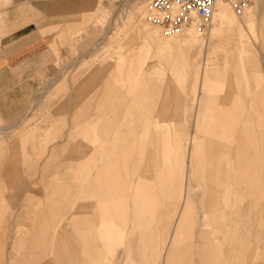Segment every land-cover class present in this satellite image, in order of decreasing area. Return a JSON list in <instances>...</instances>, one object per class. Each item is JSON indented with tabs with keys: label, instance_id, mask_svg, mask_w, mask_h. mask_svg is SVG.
I'll list each match as a JSON object with an SVG mask.
<instances>
[{
	"label": "rangeland",
	"instance_id": "obj_1",
	"mask_svg": "<svg viewBox=\"0 0 264 264\" xmlns=\"http://www.w3.org/2000/svg\"><path fill=\"white\" fill-rule=\"evenodd\" d=\"M29 1L33 7L27 10L40 16L46 30L44 36L28 42V35L36 29L33 23L6 35L2 33L4 26H0V42L5 37L8 48L15 42L23 47L16 56L7 60L13 69L8 75L7 106L4 109L1 104L0 112L6 118L18 114L11 120L0 122V128H14L10 134L0 138V152L8 142L25 138L32 128L35 132L31 149L33 165L51 150L63 158L67 148L59 141L62 122L54 120L64 117L70 121L73 113L86 101L87 152L88 155L102 154L105 160L101 169L98 167L100 163H97V168L87 163L88 174L92 170L105 173L113 166L118 169L119 177L111 179L120 185L126 183L128 163L125 157L134 153L135 194L128 195L125 191L118 198L120 202L134 203L136 213L139 207L150 206L153 234L158 233L162 209L167 213L163 222L166 221L164 230L168 235L175 208L181 200L188 152L197 148L202 150L215 133L223 136L222 131L206 129L212 123L209 121L211 114L207 111L213 110L220 100L215 96L218 94L214 92L217 89L215 83L205 81L207 67H225L240 84V91L245 89L246 80L256 91H264V29H261L264 0H251L241 10L228 3V12L238 21V30L225 32L221 38L209 39L208 30L216 24L214 16L207 24L194 19L167 31L161 24L150 20L153 12L149 7L151 0L146 1L142 11L138 9L139 0H75L71 2L74 9L47 7L53 1L71 0ZM102 7L107 9L102 17H91ZM21 18L20 15L15 21ZM66 26H73L72 30L58 38V30ZM52 39H56L53 49L49 47ZM213 40L216 41L214 46ZM212 46L214 51L208 52ZM45 52L47 55L43 56ZM29 92L32 95L29 99L34 101L28 107L20 105L22 95ZM253 116L255 122L252 127L257 144L252 155L264 173V146L259 134L264 132V125L256 122L257 116L264 118V108H259L257 115ZM69 126H73L71 121ZM128 140L133 144L127 146ZM110 154H118L121 161H109ZM72 162L75 167L80 164L77 159ZM27 173L31 176L32 169ZM49 173L43 174L34 195L25 199L26 209L58 198L50 186L46 187L52 176ZM21 175L25 189L28 176ZM1 183L2 179L0 191L3 188ZM249 188L254 190L255 185ZM6 191L7 188L4 195ZM19 208L12 206L7 215ZM224 210L227 212L225 224L230 229L227 232L223 229L225 256L227 261L235 262L232 255L242 250L241 240H255L254 237L249 238L247 231L258 235L261 227L254 222L257 214L251 206L237 205L236 208L229 205ZM247 213L253 220L251 228L247 225ZM55 218L59 220L60 216ZM14 254L8 264L33 260L20 251ZM47 257L63 258L61 248H57L54 255L49 252ZM257 260L258 257L253 259V264ZM44 261L40 259V264H47ZM151 264H159L156 255L152 257Z\"/></svg>",
	"mask_w": 264,
	"mask_h": 264
},
{
	"label": "crops",
	"instance_id": "obj_2",
	"mask_svg": "<svg viewBox=\"0 0 264 264\" xmlns=\"http://www.w3.org/2000/svg\"><path fill=\"white\" fill-rule=\"evenodd\" d=\"M72 1L75 0L53 1L47 7L74 9ZM31 7L33 5L29 0H0V26H4L2 33L6 35L33 23L36 29L28 35V42L44 36V24L40 16L28 12L27 8ZM75 10L79 11L78 8ZM105 10L107 11L103 7L97 9L91 17L99 19ZM20 15L23 18L15 21ZM72 27L60 28L57 37L69 33ZM212 29L213 27L209 28L207 39L212 38ZM55 42L56 39L49 41L51 49ZM211 43L216 44V41ZM222 44L224 45L223 40ZM7 45L4 37L0 42V105L4 109L7 106L8 75L10 69H13L7 60L23 49L21 43H12L14 46L11 48ZM213 46L209 47L208 52L214 51ZM46 55L47 52L43 56ZM246 73L243 74L245 77ZM205 81L215 83L217 89L214 92L218 93L215 96L220 99L213 110L207 111L211 114L209 121L212 123L206 129L222 131L223 136L215 133L203 145L202 150L191 149L188 152L181 200L175 208L168 235L164 230L166 221L163 222L167 213L162 212V209L159 213L161 221L158 224V233L153 234L151 225L154 223L151 222L150 206L143 205L136 213L134 203L120 202L118 198L125 191L128 195L135 194L134 153H128L125 157L128 163L126 183L120 185L118 181L111 179L119 177L118 169L113 166L105 173L92 170L88 174L87 163L90 162L93 168H97V163H100L98 167L101 169V163L105 160L102 154L97 156L96 152L88 155V107L84 101L70 117L73 126H69V119L64 117L54 120L57 123L62 122L63 130L59 141L67 148L63 158L57 157L55 151L51 150L44 159L35 161L33 165L31 149L35 132L32 128L29 135L19 138L18 142H8L0 152V179L3 187L0 191V264H8L9 258L15 257L16 251L33 258L31 262L23 264H40V259L43 262L46 260L47 264H52L53 260L54 264H151L155 255L159 258V264H253L256 257L258 260L254 264H264V173L262 166L258 165L252 155L257 144L252 127L255 122L253 115H257L259 108H264V91H256L249 86L247 80L245 89L240 91V84L225 67H207ZM29 91L32 92L31 89ZM30 92L22 95L20 105L28 107L34 101L29 99L32 96ZM12 118H6L0 112V122ZM256 122L264 125V118L257 116ZM180 128L183 129V126ZM13 130L12 127L0 128V138ZM259 134L264 146V132L260 131ZM131 144L132 141L128 140L127 146ZM1 145L0 140V148ZM262 150L264 153L263 147ZM109 157V161H121L118 154H110ZM73 159L80 161V164L75 167ZM31 169L32 175L28 176L27 172ZM46 171H50L49 175H52L46 187L50 186L58 194V198L53 202L47 200L42 205L35 204L31 209H26L25 199L28 195H34ZM21 173L28 176L25 189V180ZM251 185H255L254 190L249 188ZM15 205L20 208L7 215L8 210ZM229 205L236 208L237 205L251 206L257 214L254 222L261 227L258 235L256 232L247 231L249 238L254 237L255 240H241L242 250L232 255L235 262L227 261L225 256L223 229L226 232L230 229L225 224L224 217H227V212L224 209ZM56 215L60 216L59 220L55 218ZM245 217L251 228L253 220L248 213ZM238 222L242 223L241 220ZM57 248H61L63 258L47 257L49 252L54 255Z\"/></svg>",
	"mask_w": 264,
	"mask_h": 264
},
{
	"label": "built area",
	"instance_id": "obj_3",
	"mask_svg": "<svg viewBox=\"0 0 264 264\" xmlns=\"http://www.w3.org/2000/svg\"><path fill=\"white\" fill-rule=\"evenodd\" d=\"M218 0H152L151 6L160 14L155 18L165 30L175 29L192 18L207 22L212 17L215 2ZM235 6L250 3L251 0H225ZM176 9L175 12L172 10Z\"/></svg>",
	"mask_w": 264,
	"mask_h": 264
},
{
	"label": "bare ground",
	"instance_id": "obj_4",
	"mask_svg": "<svg viewBox=\"0 0 264 264\" xmlns=\"http://www.w3.org/2000/svg\"><path fill=\"white\" fill-rule=\"evenodd\" d=\"M146 1L147 0H139V3H138V9L140 10V11H142V9L144 10V7L146 6ZM152 1V0H151ZM230 4L231 6H233V7H236L235 5H233L232 3H230V2H227V1H225V0H218V1H216L215 2V4H214V8H213V13H212V17L210 18V20H208L207 22H203L202 20H200V19H198V18H192L191 20H189L188 22H190V21H192V20H199L200 22H203V23H205V24H207V23H209L212 19H213V16H214V18H215V21H216V24H215V26L213 27V29H212V32H211V36L213 37V38H221L222 36H223V34L225 33V32H229V31H232V32H234L233 30L234 29H236L237 28V30H238V21L236 20V18L234 19V18H232V15L230 14V12H228V9H227V4ZM150 5H149V7H150V9L153 11L152 12V14H151V16H150V20H152L153 22H155V23H157L156 22V20H154L155 18H158V17H160V14L151 6V3H149ZM248 4V3H247ZM244 5H246V4H244ZM243 5H238V7L240 8V10H241V7H242ZM244 7V6H243ZM136 9V8H135ZM173 12H175L176 11V9H173L172 10ZM187 23V22H186ZM158 24V23H157ZM261 29L263 30L264 29V22H262L261 23ZM170 30H172V29H167V31H170ZM194 36V35H193ZM153 37V36H152ZM197 37H199V36H197ZM202 42V41H201ZM205 86V85H204ZM203 86V87H204ZM199 93V92H198ZM196 100H198V99H196ZM138 101V100H137ZM134 102H136V101H134ZM197 103V102H196ZM135 104V103H134ZM182 104V103H181ZM195 107H197V106H195ZM194 112V111H193ZM193 112H192V114H193ZM193 116V115H192ZM180 118V117H179ZM188 118V117H187ZM186 119V118H185ZM195 119V118H194ZM193 119V120H194ZM187 120V119H186ZM192 122V121H191ZM240 123V122H239ZM242 123V122H241ZM190 124V123H189ZM199 124V123H198ZM245 124V123H244ZM193 125V124H192ZM191 125V126H192ZM190 126V125H189ZM190 126V127H191ZM239 126V125H238ZM176 127V126H175ZM245 127V126H244ZM243 127V128H244ZM246 133V132H245ZM250 133H251V131L249 132V135H250ZM161 134V133H160ZM238 134V133H237ZM162 135V134H161ZM219 135V134H218ZM236 135V134H235ZM162 138V137H161ZM195 138V137H194ZM212 138V137H211ZM253 138V137H252ZM217 139V138H216ZM232 139V138H231ZM219 140V139H218ZM210 141V140H209ZM219 141H221V140H219ZM224 141V140H223ZM233 141V140H232ZM245 141V140H244ZM212 142V141H211ZM249 142V141H248ZM251 142V141H250ZM253 142V141H252ZM159 143V142H158ZM230 143V142H229ZM234 143V142H233ZM209 144H211V143H209ZM232 144V143H231ZM246 144V143H245ZM234 145V144H233ZM244 146V145H243ZM161 148V147H160ZM198 149V148H197ZM160 151V150H159ZM210 151V150H209ZM175 152V151H174ZM190 152V151H189ZM223 152V151H222ZM227 152V151H226ZM158 153V152H157ZM161 153V152H160ZM220 154V153H219ZM229 154V153H228ZM174 155H175V153H174ZM173 155V156H174ZM208 155V154H207ZM210 155V154H209ZM216 156V155H215ZM221 156V155H220ZM161 157H162V155H161ZM208 157V156H207ZM206 157V158H207ZM212 157V156H211ZM210 157V158H211ZM213 157H214V155H213ZM252 157V156H251ZM250 157V158H251ZM229 158V157H228ZM233 159V158H232ZM205 160H207V159H205ZM212 160V159H211ZM250 160V159H249ZM155 161V160H154ZM214 161V160H213ZM224 161V160H223ZM233 161V160H232ZM215 162V161H214ZM249 162V161H248ZM232 163V162H231ZM255 164H257V163H255ZM209 165H211V164H209ZM232 165V164H231ZM252 165V164H251ZM218 166V165H217ZM222 166H224V165H222ZM247 166H248V164H247ZM246 166V167H247ZM255 167H257V165L255 166ZM259 167V166H258ZM249 168V167H248ZM247 168V169H248ZM232 169V168H231ZM188 170V169H187ZM215 170V169H214ZM257 170V169H256ZM222 171V170H221ZM219 172V171H218ZM234 172V171H233ZM184 173V172H183ZM232 173V172H231ZM254 173V172H253ZM258 173V172H257ZM215 174V173H214ZM232 175V174H231ZM165 177V176H164ZM211 177V176H210ZM215 177V176H214ZM219 177V176H218ZM222 176H220V178H221ZM247 177V176H246ZM208 178V177H207ZM212 178V177H211ZM217 178V177H216ZM228 178V177H227ZM226 179V178H225ZM213 180V179H212ZM165 180H163L162 181V183L164 182ZM230 183H231V181H230ZM250 183V182H249ZM146 185V184H145ZM227 190V189H226ZM165 191V190H164ZM165 193V192H164ZM231 193V192H230ZM236 194V193H235ZM237 200V199H236ZM177 203V202H176ZM216 214V213H215ZM214 217V216H213ZM224 218H226V217H224ZM223 218V219H224ZM176 219V218H175ZM218 221V220H217ZM216 221V222H217ZM223 221V220H222ZM179 230V229H178Z\"/></svg>",
	"mask_w": 264,
	"mask_h": 264
}]
</instances>
